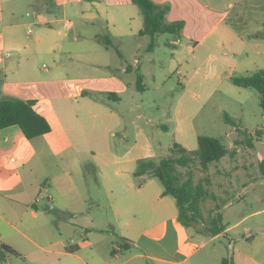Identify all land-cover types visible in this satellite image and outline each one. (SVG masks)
<instances>
[{
	"label": "crops",
	"instance_id": "obj_1",
	"mask_svg": "<svg viewBox=\"0 0 264 264\" xmlns=\"http://www.w3.org/2000/svg\"><path fill=\"white\" fill-rule=\"evenodd\" d=\"M35 1L32 10L34 18L40 17V8L53 14L58 7L65 12L68 3L79 4L78 9H83L81 5L84 2L86 6L90 3L100 8L104 1L107 6L117 7L118 13L125 18L133 19V16H129V12L133 11L129 8L133 5L130 0ZM152 1L156 5L169 7L164 18L166 23L183 21L180 35L189 39L193 36L195 38L197 31L202 32L206 24L212 22L211 28L218 26L227 17L228 11L235 8L236 3L246 2L247 12L259 17L255 18L254 24L257 27L250 31V35L240 37L252 49L249 63L252 66H264V0H225L221 9L218 5L207 7L203 0ZM13 2L5 0L7 6H0V98L35 100L36 108L47 119L51 129L40 137L27 139L17 125L0 128V244L9 245L20 254H32L39 250L47 254L42 259L44 264H55L58 257L76 252L79 247L76 251L67 250L71 246H66L61 236H57L60 232H54L59 230L55 221L65 217L68 212L60 201H68L78 193L74 176L84 180L91 172L99 193L112 198L121 195L131 209L141 208L149 215V220L138 223V228L131 230L134 235L125 233L123 238L133 242L131 249L137 250V254L148 261L186 264L199 251L202 243H194L187 227L181 228L177 220L175 199L170 195H161L163 188L160 182L148 177L138 186L133 172L139 159L157 158L165 146L169 149L176 142L189 150L195 146L193 139L197 146L198 134L194 126L196 116L186 113L185 98L190 90L188 80L185 79L180 86L166 121L147 116L145 92L136 86V81L138 76L143 79L149 76L154 84V75L146 68L156 61L153 58L155 52H137L135 36H138L140 28H131L122 33L115 45L117 52H103L108 51L109 46L104 44L103 37L97 33L84 37L73 35L74 40L81 38L80 45L89 51L65 52L64 59H61L59 52H51L52 47L45 49L50 52H9L11 48L17 49L12 37L7 39L3 33H10L14 26ZM78 9L74 10L76 14H79ZM103 14L106 23H113L116 19L115 14L109 11L105 10ZM29 15L27 12L26 16ZM97 16L93 13L88 15L90 21ZM37 22L42 23L39 19ZM50 22L49 18L44 20L45 24ZM192 24L198 27L195 33L191 29ZM123 37L131 39L130 52H126ZM178 41L169 44L175 46ZM195 42L194 48L201 40ZM36 51H42V48H36ZM215 53L207 52L206 60H215ZM43 55L49 57L51 67L42 68V64L38 70V62ZM73 56H76L75 59ZM177 65L181 66L179 62ZM210 68L216 70L214 65ZM42 70L47 74L41 75ZM212 70L208 74L215 77H220L221 72H224L216 70L217 73H213ZM173 72L180 74L181 70L176 67ZM194 72L197 73V69ZM230 76V73L225 75ZM107 92L116 93L118 100L100 95ZM193 94L192 103L203 104L200 97ZM124 99L129 105L128 112L134 116L131 123L135 129V139L132 144L123 145L120 154L112 148L108 136L111 132L114 137L118 134L122 138L126 137L122 129L114 132L124 127L122 113L115 106V103ZM165 133L170 136L168 145L158 140ZM90 157H93L92 162L87 161ZM254 180L249 179V183H244L243 189L255 185ZM42 190L47 195L42 196ZM254 192L247 193L251 201L255 198ZM231 204L232 201H229L228 205ZM112 210V213L118 211L114 207ZM52 216H56V220ZM155 216L161 218L153 219ZM252 218L253 221H250ZM244 221L250 222L241 234L238 227ZM90 222L91 226H95L93 220ZM224 225V231L214 237L225 235L229 238L230 232L240 236L230 237L233 240V251L230 263L225 264H264V207L252 209L234 223ZM51 232L50 248H46L41 238L43 234ZM112 255L117 256V253ZM95 256L89 255V260L95 261ZM2 260L1 256L0 264Z\"/></svg>",
	"mask_w": 264,
	"mask_h": 264
},
{
	"label": "rangeland",
	"instance_id": "obj_2",
	"mask_svg": "<svg viewBox=\"0 0 264 264\" xmlns=\"http://www.w3.org/2000/svg\"><path fill=\"white\" fill-rule=\"evenodd\" d=\"M203 3L207 7L218 5L221 9L224 7L225 0H203ZM13 4L15 5L14 26L10 33L3 31L7 39L11 36L17 44V49L11 48L9 52H50L47 50L52 47L51 52H59L62 55L61 59H64L65 52L89 51L80 45L81 38L74 40L73 35L84 37L97 33L103 38L108 37L113 47H108V51L103 52H117L115 45L122 37V33L131 28H141L143 21L139 8L134 4L129 7L133 10L129 12V16H133V19L125 18L118 13L117 7L107 6L104 1L100 8L90 3L86 6L84 2L81 5L83 9H78L79 4L68 3L65 6V12L58 7L53 14H48L44 8H40L39 18L32 16L35 0H14ZM0 6L4 8L7 6L5 0H0ZM76 9L79 14L74 12ZM105 10L115 14L116 19L113 23H106L107 19L103 14ZM247 11L246 2L236 3L235 8L230 9L227 17L214 28H211V22L206 24L201 32L197 31L198 27L192 24L191 29L194 33L196 31L198 33L195 38L193 36L191 39L181 35L177 37L167 33H158L154 36L151 50L149 49V37L135 36L137 52H155L153 58L156 62L146 68V70L150 69L154 75L155 83L153 84L149 76L142 78L140 83L146 97L144 103L146 115L156 120L166 121L170 107L173 106V100L177 99L179 88L187 79L190 90L185 98L186 113L195 114L194 126L197 134L220 138L226 148L234 151L232 156L227 154L208 165L207 172L210 176L208 191L213 194L214 199L206 196L201 201L204 220L187 227L193 238L192 241L197 245L201 243L202 245L186 264H222L223 261L230 263L233 251V240L231 241L230 237L239 238L240 236L232 232L228 233L229 238L225 235L210 237L201 233L206 228L205 222L208 214L215 205L219 208L223 223H234L244 213L257 207H264V184L262 183L264 177L260 174L258 166V161L264 159V112L259 103V93L253 87L236 86L229 77H225L227 73L235 76L248 75L257 70L264 71L262 64L252 66L249 63L252 49L240 37L249 34L257 27L254 21L259 15L254 16ZM27 12L31 16H26ZM91 13L95 16L98 13L100 15L90 21L88 15ZM48 18L51 22L45 24L44 20ZM38 19L42 23L37 22ZM177 39L179 41L175 46L168 44ZM135 40L132 41L133 45ZM195 40H201V43L194 48ZM122 43L126 46V52H130L131 39L123 37ZM36 48H42V51H36ZM207 52H216L215 60L207 61ZM73 57L75 59L76 56ZM178 62L181 66L177 65ZM213 65L217 71L224 70L220 77L208 74ZM40 66L48 69L51 67V61L47 55L39 59L38 70ZM176 67L181 70L180 74L173 72ZM194 69H197V73ZM216 70L213 69V73H217ZM40 72L41 75L47 74L43 70ZM211 80L213 81L209 82ZM210 85H212L211 88ZM170 89L174 90L169 91ZM193 93L200 97L203 104L194 105L192 103ZM115 106L122 113L124 127L115 129L114 132L122 129L126 137L122 138L119 134L114 137L111 132L108 137L112 148L121 154L123 147L132 144L135 139V129L131 123L134 116L132 112H128L129 105L125 99L115 103ZM244 131H246V136L242 133ZM117 140L122 142L118 143ZM158 140L168 145L170 136L165 133L160 135ZM192 141L195 142V146L189 151L196 152V140ZM168 154V148L165 146L163 152L157 154L156 159L166 157ZM88 159V162L93 161V157ZM180 170L185 171V169ZM200 175L201 173L195 171V181ZM249 179H255L256 184L244 190L243 185L249 183ZM74 182L78 188L77 195L68 201H60L62 207L68 211L65 217L62 216L60 220H56V216L52 217L56 220L55 224L59 225V230L54 231L56 234L60 232L57 236H61L66 246H78L79 249L58 257L59 260L55 261V264H162L148 261L139 256L135 249L121 250L117 245V241L124 237L125 233L134 235L131 230L138 228V223L150 219L144 210L131 209L121 195L112 198L99 193L98 185L91 172L84 180L74 176ZM253 190H255V198L251 201L247 193ZM41 192L42 196L47 195L43 190ZM229 201H232L231 205H228ZM113 207L118 210L117 213H112ZM156 218L161 217L155 216L153 219ZM90 220L94 221L95 226H91ZM251 220L253 221V218ZM250 221L240 224L238 230L241 234ZM179 224L182 229L185 228L181 222ZM51 238L52 232L43 234L41 239L44 247L50 248ZM112 249L115 250L117 256L111 254ZM92 254L96 255L95 261L89 260V255ZM2 257V264H44L42 259L46 258L47 254H42L38 250L36 253L28 252L18 257L9 254H4Z\"/></svg>",
	"mask_w": 264,
	"mask_h": 264
},
{
	"label": "trees",
	"instance_id": "obj_3",
	"mask_svg": "<svg viewBox=\"0 0 264 264\" xmlns=\"http://www.w3.org/2000/svg\"><path fill=\"white\" fill-rule=\"evenodd\" d=\"M139 8L143 25L138 31V36H147L150 39L149 49L153 48L154 36L158 33H167L172 36H180L183 28V21H173L166 23L165 14L169 11L167 5H156L152 0H130ZM262 36H264V22L262 24ZM106 46L113 47L108 37L102 38ZM169 44V42H168ZM116 48V47H115ZM117 50V49H116ZM231 82L239 87L255 88L260 97V106L264 112V71L257 70L248 75L230 76ZM142 78L138 76L136 86H141ZM1 85V79H0ZM105 97H113L118 100L116 93L107 92ZM10 125L20 127L23 135L27 139L40 137L48 133L51 129L47 119L38 111L35 100L18 98H0V128ZM246 136V131L242 132ZM169 154L159 159L147 157L137 161L133 176L140 186L148 177L156 178L162 185L161 195H170L175 199L177 206V220L185 227L191 224L202 222L201 201L206 196L214 199L209 193L210 176L208 175V165L217 161L225 155H233L234 151L226 148L221 139L208 135L198 134L196 152H191L179 143H173L168 149ZM261 175L264 177V159L258 161ZM180 169H185L182 172ZM195 171L201 173L195 181ZM206 228L202 234L214 237L224 231L226 226L222 222V215L219 213L217 205L212 208L206 220ZM121 250L132 248L133 242L121 237L117 241ZM69 251H76L78 246L67 247ZM116 253L112 249V254ZM4 254L20 256L15 249L6 244H0V257ZM226 262L223 261L222 264Z\"/></svg>",
	"mask_w": 264,
	"mask_h": 264
},
{
	"label": "built area",
	"instance_id": "obj_4",
	"mask_svg": "<svg viewBox=\"0 0 264 264\" xmlns=\"http://www.w3.org/2000/svg\"><path fill=\"white\" fill-rule=\"evenodd\" d=\"M28 32H30V30H28Z\"/></svg>",
	"mask_w": 264,
	"mask_h": 264
}]
</instances>
